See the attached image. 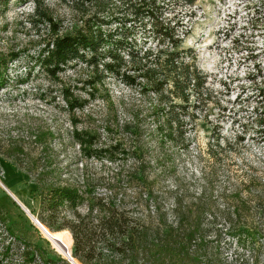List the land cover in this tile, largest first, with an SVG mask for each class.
<instances>
[{"label": "rangeland", "instance_id": "obj_1", "mask_svg": "<svg viewBox=\"0 0 264 264\" xmlns=\"http://www.w3.org/2000/svg\"><path fill=\"white\" fill-rule=\"evenodd\" d=\"M47 4L62 31H71L76 23L72 10L61 0H47ZM169 4L166 16L183 23L187 32L181 35L183 45L196 49L198 65L208 77L210 95L204 108L195 111L197 119L194 128H189L192 143L188 149L171 143L159 149L155 141L148 146L149 158L160 154L148 168L153 180L150 210L158 214L162 223L176 225L184 220L186 228L190 201L199 193L203 170L216 179V196L221 190L218 186L225 184L228 175L235 178L238 170L264 175V135L250 116L256 104L253 94L264 87V0H196L192 4L172 0ZM33 10L32 2L12 3L5 14L0 9V51L21 52L10 63L9 85L0 91V201L18 234L42 246L47 257L60 254L69 261L66 251L72 254L73 242H69L68 235L55 237L56 232L52 234L44 224L45 227L34 221L36 213L32 217L21 205H15L17 199L32 213V209L39 208L40 198L35 178L7 152L23 146L25 153L18 156L23 166L38 156L43 158V164L58 166L63 178L74 181L81 176V168H86L97 192L107 194L113 190L134 211H146L148 202L141 185L128 180L134 155L119 151L115 161L85 158L73 141L72 131L88 129L100 132L104 143L122 139L129 143L123 123L144 112L150 99L113 77L103 85L90 86L87 80L94 73L81 62L68 66L59 80L50 78L37 62L48 29L29 22ZM64 87L87 98L88 105L70 112ZM188 112L190 127V109ZM150 128L153 129L151 124ZM47 133V141L43 142V134ZM39 135L41 141L36 139ZM217 137L222 147L216 144ZM124 146L129 149V144L123 143L121 148ZM210 148L213 153H209ZM215 200L216 207L210 205L215 214L206 207L203 217L214 263L251 264L256 256L264 264V239L242 245L230 234L221 213L225 199ZM74 262L79 263L75 258Z\"/></svg>", "mask_w": 264, "mask_h": 264}, {"label": "trees", "instance_id": "obj_2", "mask_svg": "<svg viewBox=\"0 0 264 264\" xmlns=\"http://www.w3.org/2000/svg\"><path fill=\"white\" fill-rule=\"evenodd\" d=\"M61 1L76 17L68 32L62 31L47 0H0V9L5 14L12 3L34 4L29 22L48 29L37 62L50 78L59 80L68 66L81 62L94 73L87 80L90 86L103 85L113 77L150 99L144 112L123 123L129 143L123 139L104 143L100 132L88 129L72 131L73 141L85 158L115 161L119 151L134 155L128 180L141 185L148 204L146 211L136 212L115 191L97 192L86 168H81V176L74 181L63 178L58 166L43 164L38 156L23 166L18 156L25 152L23 146H18L7 155L35 178L40 203L31 212L51 233L56 232L52 233L55 237L68 235L69 242H73L72 256L80 264H215L203 217L206 207L215 214L211 206L216 207L215 199L220 197L225 199L221 213L231 235L242 245L264 239V175L248 170H238L235 178L228 175L225 184L218 186L221 190L217 196L216 179L203 170L199 193L190 201L186 228L184 220L176 225L162 223L150 210L153 180L148 168L160 154L149 158L148 146L155 141L159 149L166 143L188 149L192 143L189 128H194L197 119L195 111L204 108L210 95L208 77L198 65L196 49L183 45L181 35L187 33L183 23L166 16L172 0ZM195 1L188 0L190 4ZM20 56L19 51H0V91L9 85L10 63ZM258 89L257 95L253 94L256 104L250 116L264 135V87ZM63 96L70 112L89 103L69 88L64 87ZM189 109L190 127L186 120ZM47 136L43 134V142ZM36 139L41 141L40 135ZM215 142L222 147L219 137ZM123 143L129 144V149H122ZM209 153H213L211 148ZM15 205L20 208L17 202ZM0 231V264H71L60 254L47 257L42 246L18 234L1 201ZM251 260V264H260L256 256Z\"/></svg>", "mask_w": 264, "mask_h": 264}, {"label": "water", "instance_id": "obj_3", "mask_svg": "<svg viewBox=\"0 0 264 264\" xmlns=\"http://www.w3.org/2000/svg\"><path fill=\"white\" fill-rule=\"evenodd\" d=\"M16 201H17V203L19 204V205H21V207L22 208H24V206L16 199ZM32 214V216H34L33 215V213H31ZM33 219H35L34 221L37 223V224H39V225H43L41 222H40V220L38 219V218H36L35 216H34V218ZM38 225V226H39ZM66 252H68V259H69V261L72 263V264H76L75 262H74V257L72 256V254H71V252L69 251V250H67ZM79 264V263H78Z\"/></svg>", "mask_w": 264, "mask_h": 264}, {"label": "bare ground", "instance_id": "obj_4", "mask_svg": "<svg viewBox=\"0 0 264 264\" xmlns=\"http://www.w3.org/2000/svg\"><path fill=\"white\" fill-rule=\"evenodd\" d=\"M6 190V189H5ZM7 191V190H6ZM24 209L32 216V214L30 213V211L29 210H27L25 207H24ZM33 217V216H32ZM34 218V217H33ZM67 257H69L68 255H67ZM76 264H78V263H76Z\"/></svg>", "mask_w": 264, "mask_h": 264}]
</instances>
